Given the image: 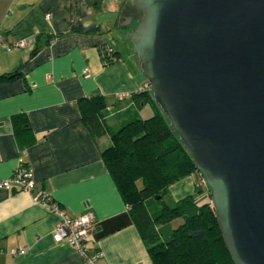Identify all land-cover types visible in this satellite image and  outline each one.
<instances>
[{
  "label": "crops",
  "instance_id": "0c3cea01",
  "mask_svg": "<svg viewBox=\"0 0 264 264\" xmlns=\"http://www.w3.org/2000/svg\"><path fill=\"white\" fill-rule=\"evenodd\" d=\"M129 2L0 0V179L21 160L34 181L29 192L0 188V264H85L71 245L52 240L58 216L35 199L39 192L69 216L93 212L83 243L88 255L100 253L93 264H152L100 157L111 132L142 118L143 110L152 115L148 103L137 106L139 96H132L144 80L136 61L107 39L128 31L120 19ZM16 41L24 43L11 45ZM102 45L117 59L101 64ZM90 97L104 104L99 134L82 120L80 101ZM201 185L191 173L171 183L168 195L176 201Z\"/></svg>",
  "mask_w": 264,
  "mask_h": 264
},
{
  "label": "water",
  "instance_id": "95a60500",
  "mask_svg": "<svg viewBox=\"0 0 264 264\" xmlns=\"http://www.w3.org/2000/svg\"><path fill=\"white\" fill-rule=\"evenodd\" d=\"M130 3L140 76L208 189L232 262L264 264V0Z\"/></svg>",
  "mask_w": 264,
  "mask_h": 264
},
{
  "label": "trees",
  "instance_id": "16d2710c",
  "mask_svg": "<svg viewBox=\"0 0 264 264\" xmlns=\"http://www.w3.org/2000/svg\"><path fill=\"white\" fill-rule=\"evenodd\" d=\"M98 49L101 64L117 59V52L109 46ZM132 96H139L137 106L148 103L152 115L133 118L111 132L110 144L100 151V157L132 216L152 264H234L210 201L198 203L196 199L201 192L199 187L179 200H164L171 183L191 173L198 178L201 175L148 89L141 88ZM80 102L86 103L83 122L93 134L101 133L102 98L90 97ZM153 200L157 205L147 207L146 203ZM175 218L180 223L169 229L165 238H160L161 227L156 225Z\"/></svg>",
  "mask_w": 264,
  "mask_h": 264
},
{
  "label": "built area",
  "instance_id": "2783aa9c",
  "mask_svg": "<svg viewBox=\"0 0 264 264\" xmlns=\"http://www.w3.org/2000/svg\"><path fill=\"white\" fill-rule=\"evenodd\" d=\"M23 43V41H16L11 45L21 46ZM141 88L148 89L146 81L143 82ZM33 184L32 170L21 160H19L17 166L7 178L0 179V188L7 190L29 192L32 190ZM35 199L38 200L47 211L58 216V221L54 224L50 234L52 240L54 242L65 241L84 259L85 264H93L92 259L100 255V253L96 252L92 256L88 255L83 247V243L88 239L96 222L93 212L90 209H84L78 215L69 216L57 206L47 193L39 192L35 194ZM18 253H23V250L18 251Z\"/></svg>",
  "mask_w": 264,
  "mask_h": 264
},
{
  "label": "rangeland",
  "instance_id": "374dc122",
  "mask_svg": "<svg viewBox=\"0 0 264 264\" xmlns=\"http://www.w3.org/2000/svg\"><path fill=\"white\" fill-rule=\"evenodd\" d=\"M122 14H132L133 15L132 16L133 18L130 21V23L126 25V27H127L126 30H129L130 28H132L135 25V21L140 17L141 12L138 8L134 7L129 2L124 7ZM107 39L116 49H119L121 51V53L128 54V55L131 54L132 58L136 61L135 55L130 50V43L127 40V38L125 37V35L123 37L118 31H114V33L107 35ZM136 64H137V61H136ZM147 110L148 109L143 110L139 113L142 118L148 117L147 113L149 111H147ZM199 178H201V177H199ZM201 180H202V178H201ZM202 183H203V181H202ZM201 186H202V190H201L200 194L196 197L198 203H202L203 201L205 202L206 200L210 201L208 189L205 187L204 183ZM164 200L173 201L172 197H170L169 195L165 196ZM155 201L153 200V202H147L146 206L150 207V206H152V204L157 205V203H155ZM179 223H180L179 218H175L166 224L165 223H158L156 226L161 227L159 237L165 238L168 235L169 229H171L172 227L173 228L176 227Z\"/></svg>",
  "mask_w": 264,
  "mask_h": 264
},
{
  "label": "flooded vegetation",
  "instance_id": "af4514ba",
  "mask_svg": "<svg viewBox=\"0 0 264 264\" xmlns=\"http://www.w3.org/2000/svg\"><path fill=\"white\" fill-rule=\"evenodd\" d=\"M124 15V16H123ZM120 21L122 22H126L127 24L130 23V21L132 20V14H123ZM129 18V19H128Z\"/></svg>",
  "mask_w": 264,
  "mask_h": 264
}]
</instances>
